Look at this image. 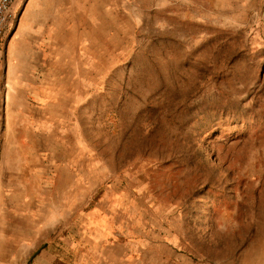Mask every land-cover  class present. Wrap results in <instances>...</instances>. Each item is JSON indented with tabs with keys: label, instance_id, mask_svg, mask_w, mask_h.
<instances>
[{
	"label": "rangeland",
	"instance_id": "rangeland-1",
	"mask_svg": "<svg viewBox=\"0 0 264 264\" xmlns=\"http://www.w3.org/2000/svg\"><path fill=\"white\" fill-rule=\"evenodd\" d=\"M89 1L14 2L0 40V200L35 204L21 175L35 179L60 143L94 183L84 204L108 185L154 202L181 264H264V0H109L88 19ZM58 114L48 148L3 141L17 130L5 122Z\"/></svg>",
	"mask_w": 264,
	"mask_h": 264
},
{
	"label": "crops",
	"instance_id": "crops-1",
	"mask_svg": "<svg viewBox=\"0 0 264 264\" xmlns=\"http://www.w3.org/2000/svg\"><path fill=\"white\" fill-rule=\"evenodd\" d=\"M56 119L52 117L48 125L57 124ZM4 125L17 127L4 142L21 145L32 140L35 144L30 120ZM55 149L45 158L42 170L33 173L35 179L27 171L21 175V184H13L25 192H40L35 204L26 200L17 204L6 195L0 200V264H181L177 244L165 228L168 225L154 218V202H138L139 207L128 190L122 189L126 198L120 199L108 185L96 188L99 191L84 204L82 192L94 183L84 182L81 161L69 163L73 155ZM73 169L80 170L79 177ZM77 191L79 197L73 198L72 192ZM60 225L64 228L55 232Z\"/></svg>",
	"mask_w": 264,
	"mask_h": 264
},
{
	"label": "bare ground",
	"instance_id": "bare-ground-1",
	"mask_svg": "<svg viewBox=\"0 0 264 264\" xmlns=\"http://www.w3.org/2000/svg\"><path fill=\"white\" fill-rule=\"evenodd\" d=\"M107 3H109V0H90L87 4H86V7H85V9H84V11L82 10V12L81 13H83V14H85L87 17L86 18H88L89 19V17H90V15H92V13H93V15H99V18H100V16H101V12H103L102 11V9H103V6L104 5H107ZM103 14V13H102ZM82 15V14H81ZM68 16V15H67ZM83 17V16H82ZM94 17V16H93ZM70 18V17H69ZM85 18V19H86ZM82 19V18H81ZM80 19V20H81ZM87 20V19H86ZM86 20L84 21L85 23H86ZM106 20V19H105ZM89 22V21H88ZM75 24V23H74ZM101 24V23H100ZM79 25V24H78ZM105 26V25H104ZM76 28V27H75ZM99 32V31H98ZM76 33V32H75ZM95 34V33H94ZM54 35V34H53ZM96 35H99V34H96ZM102 36V35H101ZM110 36V35H109ZM100 37V36H99ZM75 38L76 39H81V38H90V36H89V34L88 33H84L83 32V34H79V35H75V34H72V35H70V37H69V41H74L75 40ZM115 38V37H114ZM91 39V38H90ZM104 39V38H103ZM102 39V40H103ZM112 39V38H111ZM115 39H113L112 41H111V43H113V41H114ZM110 42V41H109ZM111 43L109 44V45H107L106 46V49H104L105 50V52H107L108 53V50H109V47H110V45H111ZM68 45V44H67ZM55 46V45H54ZM103 47H104V45H103ZM99 50V49H98ZM52 52V51H51ZM87 52H89L88 54L90 55V56H92L93 55V52L96 54L97 52L96 51H93L92 49H89V50H87ZM104 53V52H103ZM62 56V55H61ZM59 57V56H58ZM102 57V56H101ZM103 58V57H102ZM101 58V59H102ZM106 59V58H105ZM105 59H102V64L105 62ZM93 60V59H92ZM93 64V63H92ZM91 64V65H92ZM56 65V64H55ZM88 65V64H87ZM94 65H95V63H94ZM57 66V65H56ZM72 67V66H71ZM54 68V67H53ZM67 68V67H66ZM63 69H65V68H63ZM92 69H94L93 70V72H91L92 74H94V72H95V70H96V68H92ZM57 70H59V69H57ZM70 71V70H69ZM48 72V71H47ZM57 72V71H56ZM51 75V74H50ZM91 75V74H90ZM59 77V76H58ZM47 78V77H46ZM49 79V78H48ZM59 78H57V82L59 83V88H60V91H62V90H64L63 92L66 94V93H68V91L70 90V92H76L77 93V89H79L78 87H76V86H74V87H72V88H69V90L58 80ZM73 79V78H72ZM50 81V80H49ZM47 82V81H46ZM73 82V81H72ZM61 84L64 86L63 87V89H62V87H61ZM92 84V83H91ZM49 85V84H48ZM57 86V85H56ZM55 87V86H54ZM62 89V90H61ZM53 90V89H52ZM56 90V89H55ZM81 91V90H80ZM49 92V91H48ZM58 92V91H57ZM70 92H69V94H70ZM49 93H51V92H49ZM49 93H47V95L48 96H50V95H52V96H54V95H56V96H58V93L57 94H55V93H51V94H49ZM54 94V95H53ZM63 94V93H62ZM60 97V96H59ZM51 98V97H50ZM49 97L47 98V100H49L50 99ZM47 100H45V102L47 101ZM39 101V100H38ZM52 101V100H51ZM50 102V101H49ZM56 102V101H55ZM41 103V102H40ZM37 104V103H36ZM42 104V103H41ZM56 106H61V108L60 109H62L63 107H62V101L60 100V99H58L57 98V102H56ZM49 105V104H48ZM47 107V106H46ZM65 108V107H64ZM49 109H51V108H49ZM37 111H39V107H38V110ZM57 117H58V121H57V124L55 123V124H53V125H48V126H41V124L39 125V124H36V123H34L32 126H31V130H32V132L34 133V138H35V143L36 144H38V143H42V145L44 146H42V145H40L39 147L41 148V147H43V148H48L49 146H51V144H52V138H50V141L48 140L47 141V139H46V141L44 142V135H45V133L48 131L49 133H51V134H53V135H56V137H55V139L58 137V135H59V129L60 128H64V126H66V122H65V120L64 119H66L67 120V118L65 117H63L62 118V115L60 114H58L57 115ZM43 120V119H42ZM37 122V121H36ZM48 123V122H47ZM46 125V124H45ZM46 129H45V128ZM68 128V127H67ZM65 131H67V130H65ZM63 134V133H62ZM48 135V134H47ZM59 138V137H58ZM61 139V138H60ZM65 140H67V139H65ZM54 141V140H53ZM59 141V140H58ZM69 141V140H68ZM32 140L31 141H29L28 143H30V144H28V143H26V144H22V146L20 147V151L22 152V153H24L25 154V152H27L26 154H29V153H31L32 151H29V147H30V145H32ZM60 142V141H59ZM62 143H64V142H62ZM66 143V142H65ZM71 143V142H70ZM33 144H34V142H33ZM57 144V143H56ZM58 144H60V143H58ZM57 144V145H58ZM69 144V143H68ZM35 145V144H34ZM57 145H55L56 147H57ZM55 147V148H56ZM61 147V146H60ZM72 147H74V145L72 146ZM31 148V147H30ZM33 148V147H32ZM38 149V148H37ZM70 149V148H69ZM55 150H57V149H55ZM54 150V151H55ZM72 150V149H71ZM38 151V150H37ZM75 152V151H74ZM35 153V152H34ZM65 161V160H64ZM54 162V161H53ZM63 162V161H62ZM70 163V162H69ZM94 168V167H93ZM31 173V172H30ZM88 179H89V177H88ZM89 180H91V179H89ZM77 182V181H76ZM78 185V184H77ZM41 188V187H40ZM43 189V188H42ZM47 190V189H46ZM45 192V191H44ZM48 192V191H47ZM37 193V192H36ZM40 193V192H39ZM43 198V197H42ZM34 199V198H33ZM43 200V199H42ZM42 208V207H41ZM46 214V213H45Z\"/></svg>",
	"mask_w": 264,
	"mask_h": 264
},
{
	"label": "built area",
	"instance_id": "built-area-1",
	"mask_svg": "<svg viewBox=\"0 0 264 264\" xmlns=\"http://www.w3.org/2000/svg\"><path fill=\"white\" fill-rule=\"evenodd\" d=\"M15 0H0V40L13 14Z\"/></svg>",
	"mask_w": 264,
	"mask_h": 264
}]
</instances>
